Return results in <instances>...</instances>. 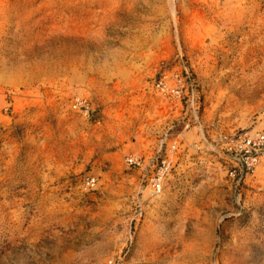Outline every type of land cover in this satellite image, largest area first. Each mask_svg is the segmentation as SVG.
I'll use <instances>...</instances> for the list:
<instances>
[{
    "label": "rangeland",
    "instance_id": "rangeland-1",
    "mask_svg": "<svg viewBox=\"0 0 264 264\" xmlns=\"http://www.w3.org/2000/svg\"><path fill=\"white\" fill-rule=\"evenodd\" d=\"M239 130H264V0H0V264H264V157L237 187L217 143Z\"/></svg>",
    "mask_w": 264,
    "mask_h": 264
},
{
    "label": "built area",
    "instance_id": "built-area-1",
    "mask_svg": "<svg viewBox=\"0 0 264 264\" xmlns=\"http://www.w3.org/2000/svg\"><path fill=\"white\" fill-rule=\"evenodd\" d=\"M153 86L160 95L169 99H177L180 102L184 100L185 96L191 95L194 105L193 117L197 118L199 105L195 102V86L192 81L183 80L177 73L170 74L167 71H162L154 80ZM78 100L77 98L75 102L79 105L82 101ZM217 143L225 156L228 178L237 187L244 184L245 180L254 174L260 159L264 157V130L257 132L235 131L232 134L219 137ZM175 152V144H171L166 154L149 159L148 164L150 163L151 170L146 173L144 178L152 194L161 192L164 179L173 169ZM124 163L127 167L138 169L146 166L145 160L141 156L132 153L124 157ZM95 183L96 180L92 176H86L83 179V186L87 189L93 188Z\"/></svg>",
    "mask_w": 264,
    "mask_h": 264
},
{
    "label": "bare ground",
    "instance_id": "bare-ground-1",
    "mask_svg": "<svg viewBox=\"0 0 264 264\" xmlns=\"http://www.w3.org/2000/svg\"><path fill=\"white\" fill-rule=\"evenodd\" d=\"M10 163V162H9Z\"/></svg>",
    "mask_w": 264,
    "mask_h": 264
}]
</instances>
